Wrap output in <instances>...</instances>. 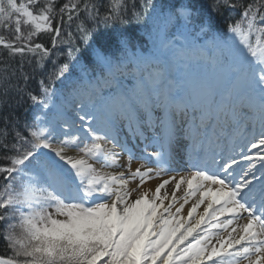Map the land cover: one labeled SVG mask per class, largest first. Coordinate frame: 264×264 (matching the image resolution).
<instances>
[{
    "label": "snow or ice",
    "instance_id": "snow-or-ice-1",
    "mask_svg": "<svg viewBox=\"0 0 264 264\" xmlns=\"http://www.w3.org/2000/svg\"><path fill=\"white\" fill-rule=\"evenodd\" d=\"M101 3L0 0V112L33 111L0 126V264H264V0H213L207 23L190 3ZM223 7L241 11L217 32ZM129 19L151 51L96 46L94 27ZM192 99L206 107L186 130Z\"/></svg>",
    "mask_w": 264,
    "mask_h": 264
},
{
    "label": "trees",
    "instance_id": "trees-1",
    "mask_svg": "<svg viewBox=\"0 0 264 264\" xmlns=\"http://www.w3.org/2000/svg\"><path fill=\"white\" fill-rule=\"evenodd\" d=\"M152 2H155L157 5H162L166 8H170L173 5L177 3H190L193 8L196 10L197 13V21L203 20L205 23L209 20V9L212 6L213 0H150ZM169 1V2H168ZM57 4H62L65 2V0H56ZM244 4H247L249 0H242ZM109 4V0H102L101 7L105 8ZM241 9H232L223 7L220 9L219 13H212L211 15V23L215 26L214 31H222L226 28V26L231 23L232 21L238 19L239 13ZM137 23L135 26L130 23ZM144 20H136V19H129L124 23H115L111 24V26H115V43L113 41V38L111 37L110 33L109 36L106 31L102 30L97 35L94 36V43L96 46H103L105 47L109 52L114 51L117 47V41L120 37V35H123L128 39L130 42L131 48L134 51L137 52H143L144 48H148L149 51H151V41L145 34V23H143ZM22 31L27 32L29 30L28 25H22ZM138 28V30H136ZM103 29V28H102ZM140 31V32H139ZM109 32V31H108ZM0 34L10 37L12 34L9 33L6 29H0ZM36 42L43 43L45 46L50 47V37L47 33L40 34L39 37L34 38ZM148 45L150 47H148ZM86 46V45H84ZM81 52H83V49H81ZM3 50L0 49V52ZM86 51V50H85ZM64 57H61L63 59ZM36 72L38 73L40 69L38 67H35ZM39 76L36 77V80L38 81ZM129 80H132V83H129ZM124 85L128 87L129 89L135 84V80L132 79L131 76H126L123 81ZM31 87L35 89L37 87L36 81H33ZM12 107L4 109L3 112H0V126L3 124V116L7 115L8 113H12L14 117L19 121L20 125L23 126L25 123H31L33 118V111L31 102L25 98L24 101H22L19 104H16L15 99L11 101ZM6 163L2 159V151H0V164ZM5 245L2 240H0V254L5 253ZM10 254V253H8Z\"/></svg>",
    "mask_w": 264,
    "mask_h": 264
},
{
    "label": "bare ground",
    "instance_id": "bare-ground-1",
    "mask_svg": "<svg viewBox=\"0 0 264 264\" xmlns=\"http://www.w3.org/2000/svg\"><path fill=\"white\" fill-rule=\"evenodd\" d=\"M24 1L26 2V0H24ZM39 2L43 3L44 0H39ZM102 28H103V29H102ZM102 30L106 31L107 34H108V36H109V33H110L111 37H112L113 39H115V31L112 29L111 24H109V25H107V26L101 24V25H99L98 27H94L93 30H92V31H93V36L97 35V33H99V32L102 31ZM108 31H109V32H108ZM224 107L226 108L225 104H224ZM217 117H218V118H217L218 122H220V119H223L222 114H221L220 112H219V113L217 112ZM184 119H186V117H185ZM217 120H216V125H215V127H216V132H218V130H219V129H218L219 127L217 126ZM190 121H191V120H190ZM192 122L194 123L193 120H192ZM239 130H240V129H239ZM211 138H214V135H212ZM181 142H182V141H181ZM186 147H187V142H186V144H185V148H186ZM180 149H182V150H180ZM180 149L177 150L178 153H179V155H180V153H183V151H184V149H183L182 146H180ZM177 151H175L176 154H177ZM176 154H175V163H176V164L183 166L184 164H186V163L188 162V161H185L184 159H179V158L176 156ZM137 165H138V163H137V162H134L133 165H132L133 169H134L135 167H137ZM108 171H112V169H108ZM157 183H158V181H156V180H151V181H149V182L145 185V187L154 189ZM132 186H135V182H133V185H132ZM178 195H179V193H178ZM166 203H167V202H166ZM186 209H187V206H186ZM186 209H185V212H186Z\"/></svg>",
    "mask_w": 264,
    "mask_h": 264
},
{
    "label": "rangeland",
    "instance_id": "rangeland-1",
    "mask_svg": "<svg viewBox=\"0 0 264 264\" xmlns=\"http://www.w3.org/2000/svg\"><path fill=\"white\" fill-rule=\"evenodd\" d=\"M169 2V1H168ZM149 3L150 4H152V3H155V2H152V1H150L149 0ZM130 23H132L131 21H130ZM144 23V22H143ZM134 26L137 24V23H132ZM112 27V29L115 31V26H111ZM75 30V25H73V31ZM136 30H138V28H136ZM140 32V31H139ZM121 36H123V35H120V37H119V39H118V41H117V46H118V42H119V40H120V38H121ZM113 41H114V43H115V39H113ZM80 47H82L81 49H83V52L87 49V46H84V44H81L80 45ZM148 47H150L149 45H148ZM226 105H227V103H226ZM206 106L205 105H202V108H205ZM197 112V113H196ZM196 112H193V111H189L188 110V113H189V115L191 114V115H194V113H196V114H198V113H200V109L198 110V111H196ZM212 113V112H211ZM163 111L162 110H160V115L161 116H163ZM139 166V164L137 165V167Z\"/></svg>",
    "mask_w": 264,
    "mask_h": 264
}]
</instances>
